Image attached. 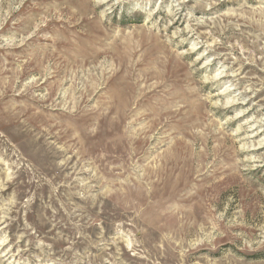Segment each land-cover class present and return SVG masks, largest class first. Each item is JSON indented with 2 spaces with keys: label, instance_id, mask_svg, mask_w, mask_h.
Returning a JSON list of instances; mask_svg holds the SVG:
<instances>
[{
  "label": "rangeland",
  "instance_id": "obj_1",
  "mask_svg": "<svg viewBox=\"0 0 264 264\" xmlns=\"http://www.w3.org/2000/svg\"><path fill=\"white\" fill-rule=\"evenodd\" d=\"M0 264H264V0H0Z\"/></svg>",
  "mask_w": 264,
  "mask_h": 264
}]
</instances>
